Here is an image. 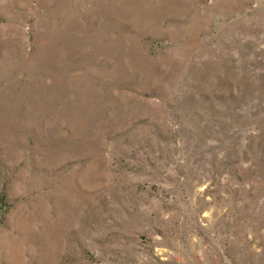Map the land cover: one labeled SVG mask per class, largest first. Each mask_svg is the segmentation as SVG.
<instances>
[{
  "label": "rangeland",
  "instance_id": "rangeland-1",
  "mask_svg": "<svg viewBox=\"0 0 264 264\" xmlns=\"http://www.w3.org/2000/svg\"><path fill=\"white\" fill-rule=\"evenodd\" d=\"M0 264H264V0H0Z\"/></svg>",
  "mask_w": 264,
  "mask_h": 264
}]
</instances>
